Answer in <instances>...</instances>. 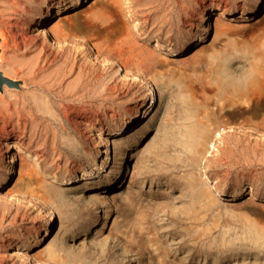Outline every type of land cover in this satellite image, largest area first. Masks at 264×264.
Instances as JSON below:
<instances>
[{
	"label": "rangeland",
	"instance_id": "374dc122",
	"mask_svg": "<svg viewBox=\"0 0 264 264\" xmlns=\"http://www.w3.org/2000/svg\"><path fill=\"white\" fill-rule=\"evenodd\" d=\"M115 3L0 1V55L50 45L82 76L65 94L2 71L12 90L41 92L50 106L35 112L27 93L35 125L0 117V138L11 136L0 144L2 264H264V0ZM51 8L46 34H69L57 47L37 37ZM100 8L109 23L96 20ZM98 45L124 55L144 89L122 76L107 89ZM141 55L155 60L142 66ZM64 104L84 110L68 115ZM21 164L41 198L6 196Z\"/></svg>",
	"mask_w": 264,
	"mask_h": 264
},
{
	"label": "bare ground",
	"instance_id": "6f19581e",
	"mask_svg": "<svg viewBox=\"0 0 264 264\" xmlns=\"http://www.w3.org/2000/svg\"><path fill=\"white\" fill-rule=\"evenodd\" d=\"M1 1V0H0ZM122 0H117L116 7H120V3ZM18 5V4H17ZM53 8V7H52ZM52 8L47 10L44 14L40 15L36 26L39 30L37 36L39 38V41L44 40L41 34L44 36H48L51 41L52 47H57L61 43L60 41L67 37L69 34L60 35L58 32L50 31V34H46V30L44 29V25L47 23L48 19L52 16ZM61 8L60 5L56 7L57 12H59V9ZM27 12V10H26ZM218 12L219 15H222L226 12V10L218 8L217 10L213 11V22L214 25H218L219 19H218ZM94 16L96 20L100 21L103 24H107L110 21V15L109 12L100 8L97 11L94 12ZM112 28V26L106 27L105 31L108 32L109 28ZM64 37V38H63ZM99 40V39H98ZM88 43V42H87ZM117 43V42H116ZM109 46V45H108ZM123 46V45H122ZM49 49V53L47 55H42V51L38 52L35 55H8L7 53H3L0 55V70L6 72L7 75L14 76L18 74H22L24 77L29 78L34 84L38 85L40 88L43 89H55L59 90L60 93L64 92L65 94H73L76 93L79 89V85L81 83L82 76L80 73L76 74V67L75 63L71 62V58L69 56H64V54H61L59 52H54V50L50 47V45L47 46ZM96 47V53L92 54L95 62L100 63V69L101 70V80L102 82L107 86V89L109 90H115L118 88V83H116V78L119 76H122V79H130L133 81H137V84L140 88L144 89V80L139 78L138 71H133L130 67L127 66L125 62L124 55H112V51L108 50V53H106L107 48L103 47ZM156 47H159L156 44ZM125 48V47H124ZM137 55H129V59L132 60L136 58ZM140 60V61H139ZM155 60V55L145 57L141 55L138 59L137 64H141L142 66H147L148 64H151ZM263 63V62H262ZM149 67V66H148ZM39 70V71H38ZM41 70V71H40ZM259 71H261L264 75V66L258 68ZM124 82V80H122ZM264 82V78H263ZM23 87H21V91L24 88L25 81L22 83ZM263 85L259 84V89ZM27 87V86H26ZM39 90V89H38ZM23 94H29L28 100L35 110V112H46L47 109L50 108L49 103L47 101V96H45L41 92H26L22 91ZM44 92V91H43ZM22 94V95H23ZM149 94L151 95V106L154 104V96L152 92L150 91ZM21 95V92H17L12 90L11 88L4 85L2 91H0V117L5 118L9 117L12 120H16L20 118L21 116L24 117L25 124L31 123L36 124V116L34 112L26 107L25 103L23 102V99ZM8 98H12L11 100H7ZM150 102V101H149ZM148 102V104H149ZM84 107L82 105H72V104H64L61 107V111L66 114H72L77 113L81 114ZM55 115L54 111L52 113ZM80 116V115H79ZM81 119H85V116H80ZM19 120V119H18ZM74 121V120H73ZM86 121V119H85ZM76 122V121H75ZM79 123H83L82 120L79 121ZM84 124V123H83ZM139 122H133L130 125L123 126L119 129L118 135H123L126 132H128L130 129L134 128L136 125H138ZM77 125V124H76ZM263 127H264V119H263ZM3 133V132H2ZM10 134H6L4 138H0V144L3 147L7 146V140L10 138ZM0 145V146H1ZM11 159L10 167L15 165V157L10 156ZM21 170H20V177L16 181L15 184H13L9 190L6 192V196H12L14 194H21V195H28L30 197H38L41 198L40 195H38V192L34 190L33 185L39 183V179L37 177H29V172L24 171L25 164H21ZM53 193H56L60 190V188L52 187L51 188ZM1 249V248H0ZM6 253H2L0 250V264L5 262L7 260L8 256L5 255Z\"/></svg>",
	"mask_w": 264,
	"mask_h": 264
},
{
	"label": "water",
	"instance_id": "95a60500",
	"mask_svg": "<svg viewBox=\"0 0 264 264\" xmlns=\"http://www.w3.org/2000/svg\"><path fill=\"white\" fill-rule=\"evenodd\" d=\"M0 45H1V37H0ZM4 85H6L9 88H12L18 86V82L12 80L4 72L0 71V91H2Z\"/></svg>",
	"mask_w": 264,
	"mask_h": 264
}]
</instances>
